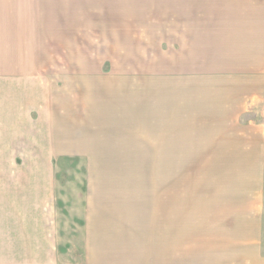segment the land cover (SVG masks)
I'll use <instances>...</instances> for the list:
<instances>
[{
  "label": "rangeland",
  "instance_id": "374dc122",
  "mask_svg": "<svg viewBox=\"0 0 264 264\" xmlns=\"http://www.w3.org/2000/svg\"><path fill=\"white\" fill-rule=\"evenodd\" d=\"M76 7L78 17L88 10L89 18L63 22L76 37L72 44L64 38L62 55L86 67L62 73L89 77L54 85L64 92L61 120L52 117L56 130L50 139L30 131L29 140H7L0 175L48 174L47 181L32 179L41 186L26 203L47 209L38 214L55 224L61 250L82 252L89 238L94 248L108 243L111 252H211L224 264H264V161L256 184L245 170L220 172L223 165L198 157L178 163L167 132L170 92L178 113L193 96L180 94L184 79L225 69L234 59L264 61V0H95ZM259 24L261 42L251 36ZM261 83L263 100L250 116L264 125ZM18 155L51 160L16 163ZM256 190L263 192L259 199L250 195Z\"/></svg>",
  "mask_w": 264,
  "mask_h": 264
},
{
  "label": "crops",
  "instance_id": "0c3cea01",
  "mask_svg": "<svg viewBox=\"0 0 264 264\" xmlns=\"http://www.w3.org/2000/svg\"><path fill=\"white\" fill-rule=\"evenodd\" d=\"M94 2L0 0V149L11 148L7 140L31 139V133L25 132H43V137L50 139L49 130H56L52 117L58 116L61 120L64 92L54 85L73 83L74 78V82H78V78L89 77L88 72L81 76L70 71L66 76L62 73L65 68L86 67L72 63L71 58H63L64 38L66 42L69 38L71 43L72 37H76L72 27H64L63 22L89 18L88 10L78 17L76 6L92 5ZM258 27V30H253L257 35L249 34V38L250 35L256 36L253 40L261 42L262 30L259 29L263 26L259 24ZM71 44H68L67 50L74 52ZM86 52H89L88 47ZM228 62L230 67L201 72L191 75V81H182L180 94L186 96L192 92L193 96L182 100L180 113L175 107L174 90L170 92V126L167 128L170 148L178 149V163L185 162L184 157L188 155L198 157L197 162L201 164L213 162L214 165H223L224 168L219 167L220 172L234 174L245 170L247 174L244 178L250 175L256 184L257 180L262 182L263 177L262 167H259L264 161V125L261 119L250 116V113L263 100L260 86L264 81V61L254 66L246 62L238 65L235 59ZM91 63L90 67H93V61ZM256 76L259 77L258 88ZM188 81L192 82L190 88ZM72 98L77 100L78 95ZM189 110L190 120L186 118ZM175 119L182 123L174 125ZM48 125L52 126L51 129ZM61 126L59 131L62 130ZM3 157L0 155V163H6ZM42 157L44 159L38 160L29 155H18L14 156V162L49 163L51 160V156ZM257 169L261 171L259 176L258 172L255 173ZM35 174L29 172L22 177L0 175V259L5 260V264H224L222 256L211 252H111L108 243H99L94 248L89 238L82 252L66 250L67 247L66 251L61 250L62 242H58L55 224L52 225L46 214H38L47 209L37 203H26L34 190L39 191L35 189L39 180H48L47 173H42V177ZM14 179H22L23 182L15 185ZM32 179L39 183L31 185ZM234 179L240 180L236 174ZM42 185L44 188L41 191L47 190L46 182ZM40 186L37 188L40 189ZM250 195L259 199L263 192L256 190ZM172 207L170 204V213ZM172 227L174 225L169 227V239L175 237ZM185 237L187 234L182 233L179 238L184 240ZM229 260L232 262L231 258Z\"/></svg>",
  "mask_w": 264,
  "mask_h": 264
}]
</instances>
